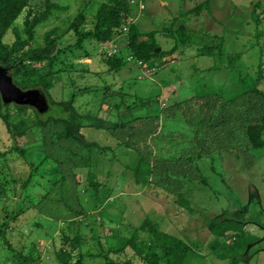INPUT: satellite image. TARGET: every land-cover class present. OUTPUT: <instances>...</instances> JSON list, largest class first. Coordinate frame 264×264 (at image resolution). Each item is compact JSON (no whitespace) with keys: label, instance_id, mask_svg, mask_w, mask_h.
Returning <instances> with one entry per match:
<instances>
[{"label":"rangeland","instance_id":"374dc122","mask_svg":"<svg viewBox=\"0 0 264 264\" xmlns=\"http://www.w3.org/2000/svg\"><path fill=\"white\" fill-rule=\"evenodd\" d=\"M47 1L67 10L37 27L34 46H43L45 35L53 30L60 43L55 51L76 45L61 54V58L75 66L74 70L61 73L63 101L71 102L79 114H95L117 124L119 129L114 137L105 131L83 128L81 134L87 140L110 150L105 153L93 148L90 162H80L83 167L71 177L67 169L57 170L52 163L53 155H48L44 139L33 128L32 109L20 116L14 108L16 102L2 103L9 106L10 121L18 123L17 117L29 121L30 131L14 139L0 116V154H7L0 155V172L9 183L6 197L0 198V223L6 220L9 225L4 229L5 238L0 237V264H16L17 253L21 251L23 256H33L32 264H60L61 246L73 253L70 262H76L80 251H71L70 243L65 244L63 239L65 236L74 239L77 235L87 237L81 248L83 264H107L105 254L118 264H125L127 257H134V264H146L126 246L131 238L138 239V243L148 241L147 233L139 231L146 219L188 245L183 264H264L261 251L264 247L259 244L264 241V230L260 227L247 224L242 229L246 239H253L246 248L252 250L240 255L235 263L230 258L219 259L211 250L217 237L208 228L209 223L229 220L243 223L246 217L250 222L258 218L264 222V131L259 122L264 109V0H152L148 5H141L142 0H129L137 10L132 22L139 27L141 40L150 42L146 34L155 32L160 49L157 52L169 53L163 63L153 60L149 65L132 57L127 26L117 30L113 41L105 45L89 41L77 45L78 38L70 26L79 10L89 2L83 28L91 30L98 8L109 0H27V3L29 8L43 11ZM202 2L205 5L201 11L189 12ZM257 3H262V8H255ZM254 8L261 19L259 28L251 21ZM22 23L21 19L16 23L21 31ZM171 24L174 30L186 27L191 35L189 45L173 54L170 51L175 40L164 31ZM223 36L226 52L219 50L213 56H205L204 48L217 47ZM6 40H12V35ZM227 56L236 61L229 64ZM111 58L121 61V69L110 70L106 61ZM43 64L34 63L32 69L42 68ZM30 92L17 103L34 107L42 117L52 114L44 93ZM203 95H208L210 101L226 103L241 98L237 134L243 153L230 145L224 149L221 136L217 141L204 143L214 159L204 153L198 163H190V156L199 154L191 155L192 146L178 152L184 142L178 147L175 140L179 139L174 135L180 137L178 132L184 125L176 124L171 115L167 128L157 116L165 113L170 101L178 96L187 105H198L207 100ZM15 147L26 152L24 157L10 152ZM151 147L158 154L148 168L144 166L138 180L134 173L137 152ZM144 157L150 161L149 156ZM29 164L36 172L24 189L31 172ZM63 175L68 176L60 189L57 187L60 184L53 182H61ZM95 181L101 182L99 194L91 185ZM45 194H49L48 198L41 200ZM175 195H183L192 203L189 207L198 213L192 214L187 206L176 204ZM60 196L65 204L58 201ZM227 241L228 237L221 240ZM112 248L125 252L121 255L108 252ZM146 251L143 250L145 255ZM154 254L161 256L162 249Z\"/></svg>","mask_w":264,"mask_h":264},{"label":"trees","instance_id":"16d2710c","mask_svg":"<svg viewBox=\"0 0 264 264\" xmlns=\"http://www.w3.org/2000/svg\"><path fill=\"white\" fill-rule=\"evenodd\" d=\"M151 1L152 0H142L141 5H148ZM204 5L205 4L202 2L189 12L194 11L198 13ZM89 6L90 4L88 2V5L79 10V13L70 26L78 38L77 45L81 44L83 41L105 45L113 41V37L117 30H121L124 26H127L128 49L133 58L141 61L145 65H149L153 60L163 63L162 60L164 57L169 55V53L157 52L159 45L154 39L155 32L146 34V36L151 39L150 42L141 40L140 29L132 22L137 10L130 5L129 0H109L107 3L101 4L94 17L93 28L91 30H85V28H83L87 21L85 14L90 8ZM259 7L262 8V3L256 4L255 8ZM255 8L251 14V21L259 28L261 19L256 13ZM65 10H67V7L57 3H51L50 1H47L44 10L40 11L29 8L27 0H0V66L6 67L9 70L14 84L22 91L38 90L44 93L48 104L51 106L50 112L52 111V114L46 113L42 117L34 107L18 103H13L14 108L20 116L25 115L28 109H32L35 117L32 122L33 128L37 133L41 134L42 140L44 139L47 153H49L48 155H53L52 163L56 166L57 170L64 171L67 169L69 173H72L68 175L72 177L73 174H75V170H80L83 167L80 162H84V164L90 162L93 148L98 152L106 151L105 153H107V150H110L109 148L101 147L97 143L87 140L83 134H81V130H83V128H92L105 131L115 137V135L117 136L119 126L106 119L97 118L95 114L89 113L81 115L72 107L71 102L63 101V86L60 82L61 73L63 74L65 71L70 72L74 70L75 66L71 61L61 58V54L66 50L75 48L76 45H74V47H67L63 50L58 49L55 51L60 43H58L59 36L54 38L56 30H53L45 35L43 46H34L37 27L46 22L49 18ZM20 19L23 21L22 31L16 26L17 21ZM164 31H166L168 37L174 38L175 40V47L170 51V54L178 50H183L189 45L191 35L186 27L181 26L178 30H174L173 24H171ZM9 34L12 35V40L7 41L6 38ZM223 39L224 36L222 37V43L217 47L204 48L203 52L206 53L205 56H213L215 52L219 50L225 53L226 51L223 50ZM227 59L229 64L236 61L232 56H227ZM34 63L44 64L42 68L33 70L32 64ZM106 64L112 71H117L123 66L121 61L116 58L107 60ZM207 96L208 95H203L202 98ZM206 99L204 104L202 102V104L199 103L198 105H194L193 103L187 105V103L183 102L178 96L175 98V101H170L165 113L163 112L157 116L164 120L162 125L167 128L169 123L168 118H170L171 115L174 116V122H176V124L184 125L178 132L180 137L177 135H174V137L179 139L175 140L178 142V144H176L178 147H181V143L184 142L181 150H178L179 153L187 150H183L182 148L191 146L194 151L191 155L197 152L199 153L195 155L196 157L190 156V163H192V161L198 163L200 161L198 159L204 153L207 158L214 159V154H209V152L205 150L204 143L206 141H217L220 136L225 145H223L224 149L226 145H230L232 148H235L238 153H243L241 149L244 147L241 149L239 148L240 146L238 144L240 140L238 141L239 134H237L240 123L237 117H239V113L242 110L239 100L241 98L238 97L229 103L223 102L222 100L210 101L209 97ZM2 103L4 102L0 100V108L2 109L0 110V116L6 122L9 133L14 139L24 136L28 130L30 131V127L28 126L29 121L17 117L19 122L13 123L10 121L11 115L8 113L9 106L4 107ZM262 113L259 122L262 123L261 131H264V109ZM244 134L247 135L245 132ZM228 141L229 144H227ZM12 151L17 152L23 157L26 153L18 147L10 150V152ZM157 151L158 150H155L154 147H151L147 148V150L145 148L144 151L137 152V157L139 158L134 173L138 180H140L139 176L144 170V166L148 168V166L151 165L150 162L154 159L155 155L158 154ZM144 154L149 156L148 158L150 161L144 157ZM0 155L2 157L7 156L5 153ZM66 155H68V157H66ZM93 156L94 155H92V158ZM186 156L188 157V154H186ZM187 157L185 158L186 161H188ZM46 158L49 159L48 156H46ZM28 166L31 172L28 174L23 184L24 189L28 187L33 174L36 172V168H34L33 165L29 164ZM148 171L150 170L148 169ZM68 175L61 176V182L56 180L53 182V185L59 183L60 187H57L62 189L63 186L61 187V184L67 179L66 176ZM6 181V175H2V172H0V198L6 197L5 189L9 184ZM99 183L101 182L95 181L91 184L96 194L101 192L102 187H100ZM53 189L54 187L49 188V193L53 191ZM48 195L49 194H45V196H42L41 200L47 199ZM175 199L177 201L176 204L183 207L187 206L186 209L189 210L190 213H198V211L189 207L192 203H189L183 195H175ZM58 201L64 204L66 203L63 196H60ZM257 220L258 221H255V223L264 226V222L259 221V218ZM250 223L254 222H250L246 217L245 220L243 219V223L237 220H229L228 222L220 224H208L211 234L217 237L216 241L210 247L219 259L223 260L225 258H230L232 263L238 262V257L243 254L247 246L253 240L245 238L244 230L241 232L242 229ZM8 227V221L5 220L4 223H0L1 238H5L6 233L4 229ZM139 231L147 233L148 241L145 242V239H143L141 243H138V239L131 238L128 239L129 241L126 246L131 247L137 257H141L146 264H158L161 260L166 261V264H183L185 262L189 247L179 237H174L166 233V231L160 229L159 225L157 226L156 223H151L147 219L143 221ZM226 237H228L229 241L222 243L221 240ZM85 240H87V237L84 235H77L74 239L65 236L63 241L65 244L70 243L71 251L75 252L78 250L80 252L77 261L71 263L70 261H72L73 253L69 252V249L66 247L64 248V246H61L58 253L60 264H83L81 248ZM136 243H138L139 246H136ZM142 243H145V245H140ZM146 243H148V245H146ZM157 249H162L161 256H156V254H154ZM239 249H243L244 251H238ZM143 250H147L145 252L146 255ZM123 251L124 249L112 248L108 252L120 254ZM17 255L19 261L16 264H32L33 256L31 254L23 256L21 251L17 253ZM104 258L107 259V264H118L112 262L107 254L104 255ZM133 258L134 257H127L128 261L126 260L127 262L125 264H134L132 263L134 261ZM156 258H158L157 262L153 263Z\"/></svg>","mask_w":264,"mask_h":264},{"label":"water","instance_id":"95a60500","mask_svg":"<svg viewBox=\"0 0 264 264\" xmlns=\"http://www.w3.org/2000/svg\"><path fill=\"white\" fill-rule=\"evenodd\" d=\"M157 51H160L158 48ZM32 92L22 91L17 87L13 78L6 67L0 66V98L4 103L6 102H18L20 99L25 98L28 94Z\"/></svg>","mask_w":264,"mask_h":264},{"label":"flooded vegetation","instance_id":"af4514ba","mask_svg":"<svg viewBox=\"0 0 264 264\" xmlns=\"http://www.w3.org/2000/svg\"><path fill=\"white\" fill-rule=\"evenodd\" d=\"M250 224L253 225V226L260 227L261 229L264 230V226H262V225H260V224H257V223H255V222H254V223H250ZM257 241H258V240H257ZM257 241H255V243H256ZM255 243H254V244H255ZM254 244H253V245H254ZM259 244H260V246H263V247H264V241H263V242L260 241ZM259 244H258V245H259ZM256 246H257V245H256ZM254 247H255V246H254ZM251 250H252V248H250L249 251L246 249L243 253L246 254V251H247L248 253H250ZM261 251H264V250H261ZM248 253H247V254H248ZM242 255H243V254H241V256H242Z\"/></svg>","mask_w":264,"mask_h":264},{"label":"bare ground","instance_id":"6f19581e","mask_svg":"<svg viewBox=\"0 0 264 264\" xmlns=\"http://www.w3.org/2000/svg\"><path fill=\"white\" fill-rule=\"evenodd\" d=\"M166 169V168H165Z\"/></svg>","mask_w":264,"mask_h":264}]
</instances>
